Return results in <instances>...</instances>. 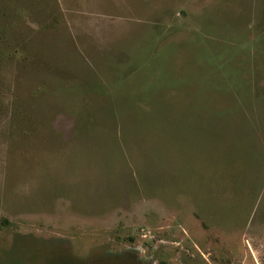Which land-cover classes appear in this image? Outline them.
Masks as SVG:
<instances>
[{"label": "rangeland", "instance_id": "rangeland-1", "mask_svg": "<svg viewBox=\"0 0 264 264\" xmlns=\"http://www.w3.org/2000/svg\"><path fill=\"white\" fill-rule=\"evenodd\" d=\"M0 264H264V0H0Z\"/></svg>", "mask_w": 264, "mask_h": 264}]
</instances>
